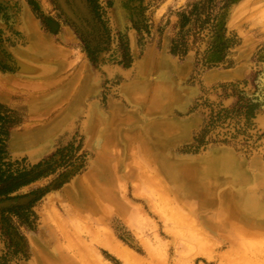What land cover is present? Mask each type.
I'll use <instances>...</instances> for the list:
<instances>
[{"label": "rangeland", "instance_id": "rangeland-1", "mask_svg": "<svg viewBox=\"0 0 264 264\" xmlns=\"http://www.w3.org/2000/svg\"><path fill=\"white\" fill-rule=\"evenodd\" d=\"M85 3L91 16L78 10L76 22L67 21L53 0H0L1 76L37 77L13 52L28 43L16 30L26 10L44 29L67 28L81 75L100 84L99 94L81 103L97 110L90 124L85 115L70 124L62 116L69 130L38 160L9 149L31 107L23 96L10 107L0 104V264L28 263L29 252L36 255L34 236L51 237L58 225L69 237L57 240L79 238L100 264L124 263L93 243L95 235L109 237L142 264L262 263L252 256L264 240L220 239L216 225L223 209L216 201L205 207L180 202L188 194L180 169L218 150L249 165L264 160V0ZM164 55L177 66L167 77L160 71ZM141 63L153 71L142 82L149 86L147 102L126 97L141 109L139 118L118 99L125 74ZM215 178L204 179L220 183ZM73 183L82 200L70 190ZM217 188L210 190L215 200ZM206 216L208 226L201 221Z\"/></svg>", "mask_w": 264, "mask_h": 264}, {"label": "bare ground", "instance_id": "bare-ground-1", "mask_svg": "<svg viewBox=\"0 0 264 264\" xmlns=\"http://www.w3.org/2000/svg\"><path fill=\"white\" fill-rule=\"evenodd\" d=\"M54 1L59 5L62 12L72 21L78 22L75 15L71 12V7L74 8V11H76L77 8L79 12H82L86 17L90 18L84 0H70L72 6L67 4L69 0ZM165 63L172 66V74L176 72L177 66L174 62L167 59ZM126 75L128 76L126 80L129 81L128 84L139 79L135 71L127 73ZM119 98L121 99L118 100L124 101L130 111L135 110L136 113L138 112L139 118H142L141 109L139 107L130 104L126 96L122 93ZM91 112L92 109H88L84 116L86 126L90 124L92 118ZM77 118L78 116L71 117L69 119L71 120L69 124L74 123ZM261 120L264 123V118ZM65 125L62 127L63 129ZM69 127L72 128L73 125ZM67 130L69 129L66 128L64 131L67 132ZM41 150L40 148L35 149V152L39 153ZM33 152L34 151L29 152V156H33ZM19 155L23 156V154ZM209 156V158L203 161L195 162L192 166H187L186 163H182L184 167L180 169V171H182L181 173L184 177L183 185L185 189H187L186 191H188V194H186V196L181 195L180 202L182 201L181 203L189 205L192 200L194 201V205L205 207L214 204L216 201L217 205L223 209V214L220 215V223L216 225L217 234L221 240H264V160H259L257 163L249 165L245 160L240 157L237 158L230 151L224 150L215 151ZM161 158L162 163L165 165L170 162L167 160L165 154L161 155ZM239 167L244 169L242 170ZM166 172L170 175H174V172L170 169H166ZM205 174L209 175V177L216 176L215 179L220 181V183L206 181L204 179ZM240 183H242V185ZM213 185L218 186L215 192L218 196L216 200L211 196L212 192H210V190L213 189ZM70 187V190H75V194L73 195H75L76 198H78L76 200L79 201L81 197L78 195L74 183ZM185 189L183 187V190ZM219 191H222L221 195L218 193ZM189 192H191V194H189ZM171 194L172 196H176V194L172 192ZM71 195H69V199ZM92 196L93 194L90 195V197ZM72 198L75 197H71L69 204L71 208L74 207L75 209L76 207L73 201L75 199ZM61 205L64 207V203ZM53 207V200L50 199L45 210L51 213L53 212ZM54 217L59 219L55 215ZM201 221L204 226L209 225L207 216L204 218L202 217ZM60 227L61 226L58 225V230H51V237L48 236L49 238L40 234L34 236L35 241L38 243V245H36L35 242L33 243L36 255L29 252V262L26 264H100L91 256V251L87 244L79 238L74 236L72 237L73 239L70 237L68 240H57L56 236L59 234L69 237L67 230ZM91 241L108 251L124 264H142L129 250L117 245L109 237L101 238L95 235ZM63 243H65L66 247ZM257 253V256H252V258L264 259V246ZM150 258L154 260V255H151ZM237 261L240 262V264H244L240 259ZM246 263L253 264V262L250 261H245V264ZM259 264H264V261Z\"/></svg>", "mask_w": 264, "mask_h": 264}, {"label": "crops", "instance_id": "crops-1", "mask_svg": "<svg viewBox=\"0 0 264 264\" xmlns=\"http://www.w3.org/2000/svg\"><path fill=\"white\" fill-rule=\"evenodd\" d=\"M54 3L56 4L55 1ZM67 4L72 6L70 0ZM71 8V12L76 17L78 15L77 8L76 11L73 10V7ZM25 11L18 20L16 30L24 33L28 43L25 47H17V50L13 52L19 59H23L31 65L27 69L30 68L32 72H35L31 74L37 77L22 78L16 73L5 78L0 75V104L10 107L14 104L12 101L15 97L23 96L22 99L31 107L22 132L14 136L9 149L10 153L14 155L34 151L31 158L38 160L47 156L49 152L39 151L37 153L35 149L52 146L64 132L66 123H62L61 117L69 116L70 119L74 116L85 115L88 107L81 103L87 101L88 97L99 94L100 84L95 83L93 76L83 77L81 75L77 61L78 54L73 49L72 35L67 28L60 26L58 32H51L44 29L28 11ZM88 12L91 16V11L88 10ZM63 15L67 21L71 20L66 14L63 13ZM54 23L57 25V21ZM165 58L167 57L164 55L160 71L161 76L167 77L172 68L165 63L168 59ZM36 59L38 62L35 61ZM133 71L136 72L139 79L128 84L129 81H126L128 76L125 74L122 94L140 103L147 102L146 94L149 86L142 82L153 75L152 68L148 63H141L128 73ZM82 85L85 88H81ZM160 93L161 91L149 102L153 103ZM63 102L68 103L62 110ZM35 106L38 108L35 109ZM90 109H92L91 116L94 117L97 110L93 106ZM63 125H65L64 129Z\"/></svg>", "mask_w": 264, "mask_h": 264}, {"label": "water", "instance_id": "water-1", "mask_svg": "<svg viewBox=\"0 0 264 264\" xmlns=\"http://www.w3.org/2000/svg\"><path fill=\"white\" fill-rule=\"evenodd\" d=\"M21 67L23 68V67H25V65L22 64ZM33 67H34V66H33ZM22 75H24V74H22ZM2 206H3V205H0V207H2Z\"/></svg>", "mask_w": 264, "mask_h": 264}]
</instances>
